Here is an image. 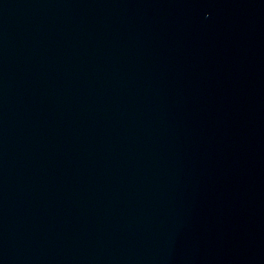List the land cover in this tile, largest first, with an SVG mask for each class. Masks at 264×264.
<instances>
[{
  "label": "water",
  "instance_id": "1",
  "mask_svg": "<svg viewBox=\"0 0 264 264\" xmlns=\"http://www.w3.org/2000/svg\"><path fill=\"white\" fill-rule=\"evenodd\" d=\"M0 264H264V0H0Z\"/></svg>",
  "mask_w": 264,
  "mask_h": 264
}]
</instances>
